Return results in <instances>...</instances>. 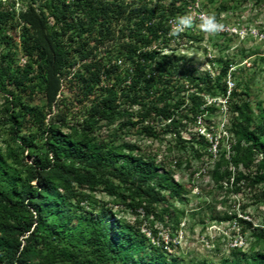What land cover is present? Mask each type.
Here are the masks:
<instances>
[{
	"label": "trees",
	"instance_id": "16d2710c",
	"mask_svg": "<svg viewBox=\"0 0 264 264\" xmlns=\"http://www.w3.org/2000/svg\"><path fill=\"white\" fill-rule=\"evenodd\" d=\"M17 4L0 0V124L9 138L0 147V264H186L153 227L180 222L182 211L169 199L180 196L181 185L119 132L135 126L153 138L175 134L191 158L213 162L209 175L219 188L264 186V114L252 111L249 77L229 58L215 74H200L183 57L162 54L156 43L184 14L182 2ZM65 80L74 88L69 103L60 97ZM217 103L229 116L219 133L211 119ZM197 119L206 122L202 133L182 137L183 123ZM239 220L254 243L248 253L233 247L219 264H264V249L255 250L264 228Z\"/></svg>",
	"mask_w": 264,
	"mask_h": 264
},
{
	"label": "rangeland",
	"instance_id": "374dc122",
	"mask_svg": "<svg viewBox=\"0 0 264 264\" xmlns=\"http://www.w3.org/2000/svg\"><path fill=\"white\" fill-rule=\"evenodd\" d=\"M28 1L18 0L16 9L23 7ZM152 1L155 4L182 2L185 5L183 15L193 17L191 34L185 29L175 38L168 35L169 31L159 36L156 44L162 48V54L183 57L187 67H192L200 74L209 68L215 74V70H219L221 63L227 58L234 60L236 65L232 68H241L239 74L250 79L249 101L254 115L264 114V0ZM209 13H214L217 21L223 24L221 31L214 34L201 31L200 17ZM174 20L172 19V23ZM16 42L11 46L18 54V64L23 65L25 57L21 55L18 41ZM112 42L109 41L107 45L114 49L117 44ZM242 52L257 53L242 57ZM179 77L181 81H186L182 79L184 75ZM73 90V85L65 80L60 97L69 103L73 99ZM3 106L4 102L0 97V111ZM78 107L79 104L74 100L73 112ZM215 107L211 117L212 126L219 133L226 127L229 116L225 106L217 103ZM205 123L200 119L196 123L186 121L180 128V134L188 137L190 132L202 133ZM117 126L118 122L112 127ZM103 132L107 133L108 128L104 127ZM174 136L175 134L159 132L158 137H149L140 127L135 126L125 127L119 132L120 141L134 143L146 154L155 155L169 170L172 179L182 187L180 196H170L169 199L173 206L182 211L180 222L176 225L169 222L166 225L154 223L153 227L158 229L159 237L164 241L171 240L173 246L169 251L184 257L186 264L200 259L219 264L221 259L230 256L232 248L236 246L248 253L254 238L248 225L239 219L251 221L253 227L258 224L264 228V201L260 199L264 186L250 187L246 183H240L236 187L223 184V188H219L209 175L213 162L208 157L199 160L191 158ZM8 139L6 128L0 124V147H5ZM97 197L111 206L110 197L104 193L98 192ZM113 209L120 216L134 221L130 212L119 206H113ZM148 223L144 221L142 224L146 232H149ZM263 249V243L255 245L256 251Z\"/></svg>",
	"mask_w": 264,
	"mask_h": 264
},
{
	"label": "clouds",
	"instance_id": "9594fccd",
	"mask_svg": "<svg viewBox=\"0 0 264 264\" xmlns=\"http://www.w3.org/2000/svg\"><path fill=\"white\" fill-rule=\"evenodd\" d=\"M193 17L185 14L177 17L168 32L170 37H178L185 29L192 27ZM199 27L206 33H217L223 29V24L217 21L214 13L204 14L200 17Z\"/></svg>",
	"mask_w": 264,
	"mask_h": 264
},
{
	"label": "built area",
	"instance_id": "2783aa9c",
	"mask_svg": "<svg viewBox=\"0 0 264 264\" xmlns=\"http://www.w3.org/2000/svg\"><path fill=\"white\" fill-rule=\"evenodd\" d=\"M170 22L172 23V20H170ZM230 84V86L232 85L231 83H229ZM215 150V149H214Z\"/></svg>",
	"mask_w": 264,
	"mask_h": 264
}]
</instances>
